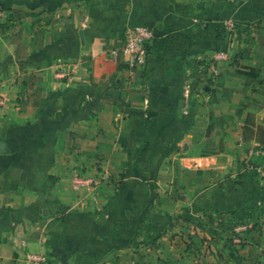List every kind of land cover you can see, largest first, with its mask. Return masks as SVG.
<instances>
[{
	"label": "crops",
	"instance_id": "crops-1",
	"mask_svg": "<svg viewBox=\"0 0 264 264\" xmlns=\"http://www.w3.org/2000/svg\"><path fill=\"white\" fill-rule=\"evenodd\" d=\"M0 6L23 12L0 33V264H187L161 239L202 209L253 207L264 229V157L247 164L264 147V0ZM134 24L154 32L146 63L102 70Z\"/></svg>",
	"mask_w": 264,
	"mask_h": 264
},
{
	"label": "trees",
	"instance_id": "trees-1",
	"mask_svg": "<svg viewBox=\"0 0 264 264\" xmlns=\"http://www.w3.org/2000/svg\"><path fill=\"white\" fill-rule=\"evenodd\" d=\"M1 9V6H0ZM23 12L17 8L8 9L4 20H0V33L11 32L13 21L22 17ZM146 49L149 50V44L146 45ZM242 50L236 52L232 57L234 63L236 62V56H242ZM114 63L102 62V70H110L115 67L124 66L123 63L119 62L116 58H113ZM147 61V60H146ZM236 64V63H235ZM234 73L242 75L245 79H251L255 76L254 68L249 66L247 68H239L236 65ZM93 77V74L92 76ZM186 146V142L182 143L180 146L176 147L174 150H179ZM229 216L227 218H222L220 212L213 214L211 210L202 209L199 215L194 216L192 219V225L198 227L199 229L206 230L207 239L209 241L215 242L219 238H222V247L227 248L226 256H233V250L230 248H235L236 245L239 246L246 243L245 239L248 236H242L245 232L253 230L254 228L259 229L257 222V217L255 213V208L253 207H241L233 208L227 210ZM243 225L241 229H236V226ZM220 230H219V228ZM245 238V239H244ZM250 244H256V239H252ZM250 264H256V261H251Z\"/></svg>",
	"mask_w": 264,
	"mask_h": 264
},
{
	"label": "rangeland",
	"instance_id": "rangeland-1",
	"mask_svg": "<svg viewBox=\"0 0 264 264\" xmlns=\"http://www.w3.org/2000/svg\"><path fill=\"white\" fill-rule=\"evenodd\" d=\"M199 68L201 67H195V70L192 72L193 78L197 73H200V71L197 72ZM221 217L227 218V215L222 214ZM177 222V225L173 226V230H177L176 232H180L181 234L171 238L169 242L167 239L161 240H163L166 245L172 243L173 247L175 245L174 248L176 249L179 246L177 250H180L183 245L188 248L186 251L188 254H186L185 258L187 264H250L251 261H256V264H264V229L260 230L254 228L253 230H249L248 233L245 232L244 235L241 233L242 236H248L246 239L244 238L246 243L241 246H239L238 243L235 248H230L233 250V254L236 255L227 257V248L222 247V238L215 240V242L209 241L205 228H194L189 219L184 220L183 218ZM259 232H262V234L258 235ZM250 236L253 240L257 239L258 242L256 244H250V242H252ZM182 240L183 243L181 242ZM187 243L188 247L186 246ZM164 248L167 247L164 246Z\"/></svg>",
	"mask_w": 264,
	"mask_h": 264
},
{
	"label": "built area",
	"instance_id": "built-area-1",
	"mask_svg": "<svg viewBox=\"0 0 264 264\" xmlns=\"http://www.w3.org/2000/svg\"><path fill=\"white\" fill-rule=\"evenodd\" d=\"M153 29L145 24H134L128 26L123 31L122 42L116 48H110L106 50V55L109 58H116L119 62L124 64V68L129 72L130 75H136L137 70L141 68L148 58V50L146 45L153 39ZM214 58L226 59L227 54L224 51H216L213 54ZM2 102V98H0ZM248 161L247 164L251 166L252 159H259L264 157V147L254 146L249 148L247 153ZM254 165V164H252ZM258 175L264 179V165L255 164ZM89 183L90 178H82L80 175L75 174L72 177V186L74 188L79 187L83 182ZM243 225L236 226V229H241ZM28 260L34 262H40L44 259V256L37 252H32L27 255Z\"/></svg>",
	"mask_w": 264,
	"mask_h": 264
},
{
	"label": "water",
	"instance_id": "water-1",
	"mask_svg": "<svg viewBox=\"0 0 264 264\" xmlns=\"http://www.w3.org/2000/svg\"><path fill=\"white\" fill-rule=\"evenodd\" d=\"M0 150H3V142L0 141Z\"/></svg>",
	"mask_w": 264,
	"mask_h": 264
}]
</instances>
